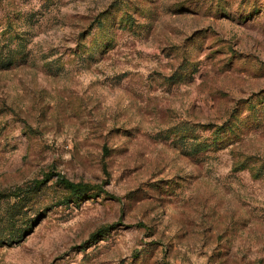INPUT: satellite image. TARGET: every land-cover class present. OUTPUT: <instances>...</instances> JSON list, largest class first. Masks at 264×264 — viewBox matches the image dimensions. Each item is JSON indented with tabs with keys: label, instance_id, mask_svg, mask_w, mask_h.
I'll list each match as a JSON object with an SVG mask.
<instances>
[{
	"label": "rangeland",
	"instance_id": "obj_1",
	"mask_svg": "<svg viewBox=\"0 0 264 264\" xmlns=\"http://www.w3.org/2000/svg\"><path fill=\"white\" fill-rule=\"evenodd\" d=\"M0 54V264H264V0H0Z\"/></svg>",
	"mask_w": 264,
	"mask_h": 264
},
{
	"label": "trees",
	"instance_id": "obj_2",
	"mask_svg": "<svg viewBox=\"0 0 264 264\" xmlns=\"http://www.w3.org/2000/svg\"><path fill=\"white\" fill-rule=\"evenodd\" d=\"M12 62V58H3L2 55L0 54V68H5V66L7 67L8 65H10ZM233 127L232 124L227 123L224 124L223 126L218 127L215 131H213V140L211 142H209V147H214L215 145L219 144L222 140H224V138L228 135V133L230 132V129ZM206 142H204L203 144H195V146L197 145H205ZM192 151H195L194 148H191ZM58 181L60 182V184L62 186H64L65 188H67L73 195H75V197H79V196H83L85 194L88 193V191L92 190L93 188H91L90 186H87L85 184H79V183H73L70 182L66 179H64L63 177H58ZM36 184V183H35ZM40 185V183L36 184V186Z\"/></svg>",
	"mask_w": 264,
	"mask_h": 264
}]
</instances>
